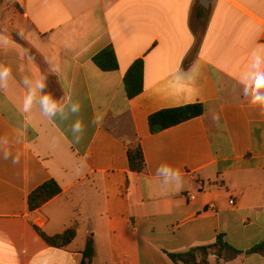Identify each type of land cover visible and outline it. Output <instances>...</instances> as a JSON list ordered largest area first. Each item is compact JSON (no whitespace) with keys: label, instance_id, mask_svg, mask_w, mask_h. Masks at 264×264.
Here are the masks:
<instances>
[{"label":"crops","instance_id":"1","mask_svg":"<svg viewBox=\"0 0 264 264\" xmlns=\"http://www.w3.org/2000/svg\"><path fill=\"white\" fill-rule=\"evenodd\" d=\"M108 45L115 71L93 62ZM254 54L264 58V0H0V264H82L90 238L88 264H173L167 253L219 235L243 252L264 240V104L245 94ZM137 59L143 91L129 99ZM191 103L203 115L150 132L152 113ZM136 142L141 173L127 157ZM49 179L62 193L30 211ZM74 223L65 248L34 227L53 236Z\"/></svg>","mask_w":264,"mask_h":264},{"label":"trees","instance_id":"2","mask_svg":"<svg viewBox=\"0 0 264 264\" xmlns=\"http://www.w3.org/2000/svg\"><path fill=\"white\" fill-rule=\"evenodd\" d=\"M198 20L203 23L208 21V13L201 6L195 8ZM207 18V19H206ZM205 26L201 32H195V47L190 53L186 64H189L197 54L205 33ZM93 62L102 71H115L119 68L117 57L112 45H108L93 57ZM124 89L129 99L138 96L143 91V60H135L128 68L123 78ZM205 107L202 103L185 104L178 107L161 109L152 113L148 117V124L151 133H158L190 119L203 115ZM127 157L129 168L132 172L141 173L145 170V158L142 146L139 142L133 143L127 148ZM62 193V189L54 179H49L42 185L34 189L28 195V207L30 211H34L49 200ZM38 234L45 242L55 248L67 247L76 236L77 225L74 223L60 234L48 236L42 229L34 226ZM257 253L264 256V240L255 244L247 251L238 250L226 243L222 236L219 235L215 243L207 246L194 247L186 252L167 253L173 264H209L208 257L215 255L217 257L216 264L230 261L241 254ZM94 256V242L89 239L83 251L82 264H88Z\"/></svg>","mask_w":264,"mask_h":264},{"label":"clouds","instance_id":"3","mask_svg":"<svg viewBox=\"0 0 264 264\" xmlns=\"http://www.w3.org/2000/svg\"><path fill=\"white\" fill-rule=\"evenodd\" d=\"M262 65H264V58H262L258 54H254V60H253V69L255 70L254 76H250L248 78V82L245 83V94L250 95L251 102L253 104H264V69H262ZM43 85H41V90H43ZM47 99L50 103H52V115L56 114V111L63 112V109H57L54 102H51L50 97H44L41 100V105L44 107L45 111L47 112V106L43 104V100ZM71 111L73 113H76L79 111V105L73 104L71 106ZM73 132H79L82 130V125L80 121L75 122L72 128Z\"/></svg>","mask_w":264,"mask_h":264},{"label":"built area","instance_id":"4","mask_svg":"<svg viewBox=\"0 0 264 264\" xmlns=\"http://www.w3.org/2000/svg\"><path fill=\"white\" fill-rule=\"evenodd\" d=\"M229 203H230V204H233L234 202H233V200H230Z\"/></svg>","mask_w":264,"mask_h":264},{"label":"water","instance_id":"5","mask_svg":"<svg viewBox=\"0 0 264 264\" xmlns=\"http://www.w3.org/2000/svg\"><path fill=\"white\" fill-rule=\"evenodd\" d=\"M202 1H205V2H207L208 0H202ZM202 5H203L204 7H206V6H205V4H202Z\"/></svg>","mask_w":264,"mask_h":264}]
</instances>
